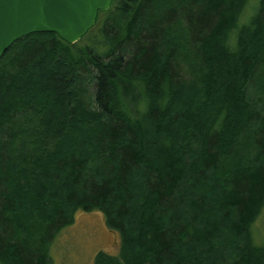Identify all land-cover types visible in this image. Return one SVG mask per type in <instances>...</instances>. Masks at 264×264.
I'll return each mask as SVG.
<instances>
[{"label": "trees", "instance_id": "obj_1", "mask_svg": "<svg viewBox=\"0 0 264 264\" xmlns=\"http://www.w3.org/2000/svg\"><path fill=\"white\" fill-rule=\"evenodd\" d=\"M182 2L111 0L78 41L31 33L0 57V264H49L78 209L120 236L94 264H264V0ZM179 23L184 42L170 38ZM77 80L95 107L64 115L87 127L73 151L45 113L54 83Z\"/></svg>", "mask_w": 264, "mask_h": 264}, {"label": "rangeland", "instance_id": "obj_2", "mask_svg": "<svg viewBox=\"0 0 264 264\" xmlns=\"http://www.w3.org/2000/svg\"><path fill=\"white\" fill-rule=\"evenodd\" d=\"M154 2L159 4V7L161 5H176L175 0H154ZM179 4L184 5L182 0H179ZM250 9L249 11H251ZM180 25L181 23H179L176 28L172 29V31L170 32V38H181L182 42H184L183 30L182 26ZM82 42L83 40L81 41V43ZM181 52L184 53V55L182 57H178V62L180 63L181 73L183 77L187 79L188 74L196 73L197 60L192 59V56L186 48L183 47ZM262 72L258 73L255 84L252 88V96L254 100L256 97H261L259 87L263 86L262 80L264 81V76H260L264 75V73ZM64 88L61 84L54 83L53 92L55 96L53 98V101L55 103V107L51 108L48 106V113H45V116L48 118L52 125V128L50 127L51 133L54 134L57 130V134L61 133L60 131L63 130L64 134L67 135L66 142L69 139L73 141V151L74 149H80V146L87 148L84 143L87 136H83V134H85V131H87V127L84 125V123L79 120L77 122V130L69 131L68 127L63 122V118L64 115L66 113L68 114L69 110L72 108L75 109L73 114L77 113V115L79 114V112L81 113L80 107L87 106L91 111V108L95 107V103L93 101L91 102V100H93L92 92L91 90L89 92V89L87 90L84 86V83L79 80L70 83L69 86ZM61 89H63L62 92L60 91ZM66 92H68V94ZM188 92L189 91L182 90L181 96L185 95ZM69 93L72 94V97ZM194 95L195 91L190 95V97H193ZM69 98L71 99L70 101H72V105H69V107H67L66 103L68 102ZM55 126L56 129L54 128ZM60 140L61 139H57L56 143L61 144L59 142ZM241 145L242 146L239 148V157L241 158L242 162L245 160V149L247 148V143H243V141H241ZM62 184H64L65 188L70 185L69 183L67 184L64 182H62ZM206 185H211L212 187L219 186L212 178L207 181ZM193 216L197 217L196 214H194ZM20 222L21 224L23 223L21 219ZM252 239L255 245L260 246L264 243V206L262 212L260 213L258 219L254 224V228H252ZM217 243L219 242L216 241L214 243V246H217ZM119 246V233L107 227L104 215L100 211H83L78 209L74 211L72 223L67 225L66 227H63L56 234L55 238L49 245V264H94V259L98 252L104 251L111 255H118ZM193 249L194 248L191 247V250Z\"/></svg>", "mask_w": 264, "mask_h": 264}, {"label": "water", "instance_id": "obj_3", "mask_svg": "<svg viewBox=\"0 0 264 264\" xmlns=\"http://www.w3.org/2000/svg\"><path fill=\"white\" fill-rule=\"evenodd\" d=\"M111 0H0V57L18 39L53 32L67 43L78 41Z\"/></svg>", "mask_w": 264, "mask_h": 264}]
</instances>
